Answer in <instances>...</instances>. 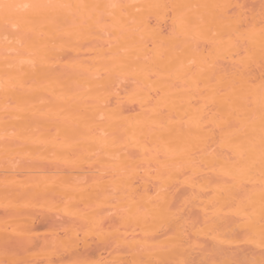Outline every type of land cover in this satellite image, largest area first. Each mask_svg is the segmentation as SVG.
Returning <instances> with one entry per match:
<instances>
[{"label": "bare ground", "instance_id": "obj_1", "mask_svg": "<svg viewBox=\"0 0 264 264\" xmlns=\"http://www.w3.org/2000/svg\"><path fill=\"white\" fill-rule=\"evenodd\" d=\"M30 263L264 264V0H0V264Z\"/></svg>", "mask_w": 264, "mask_h": 264}, {"label": "rangeland", "instance_id": "obj_2", "mask_svg": "<svg viewBox=\"0 0 264 264\" xmlns=\"http://www.w3.org/2000/svg\"><path fill=\"white\" fill-rule=\"evenodd\" d=\"M36 226H37L38 228H40V227H41L39 224H36ZM30 264H31V263H30Z\"/></svg>", "mask_w": 264, "mask_h": 264}]
</instances>
